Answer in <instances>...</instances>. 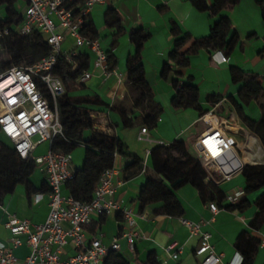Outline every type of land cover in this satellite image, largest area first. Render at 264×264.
Here are the masks:
<instances>
[{
    "label": "crops",
    "instance_id": "0c3cea01",
    "mask_svg": "<svg viewBox=\"0 0 264 264\" xmlns=\"http://www.w3.org/2000/svg\"><path fill=\"white\" fill-rule=\"evenodd\" d=\"M205 2L209 6L213 4V0ZM109 8L116 10L121 28L117 24L106 22L105 14ZM220 14L228 17L237 35L231 52L224 55L220 51L200 48L190 54L186 66L178 67L168 59V52L173 48L176 38L171 32V24L175 23L182 34L190 35V39L183 47L187 49L193 39L209 34V28L215 19L211 13L197 10L189 0H105L102 4L95 5L89 13L100 46L112 55L115 60L114 67L109 75H105L100 69H93L89 63L91 78L85 83L75 80L68 95L98 96L104 104L88 105L95 122L92 129L83 131V136H89L91 130H101L120 138L127 150L139 157L142 169L135 176L127 178L123 168L129 158L121 154L115 155L112 166L114 172L111 177L115 186L112 199L118 208L111 209L103 216L93 214L90 224L85 228V235L87 239L97 237L103 242L111 241L124 229L125 222L119 209L131 211L135 218L138 237L134 239L133 247H129L123 237L118 240L120 246L118 252L131 264H147L149 259H154L155 264H199L203 255H196L195 250L200 246L201 240L198 235L190 233L181 219L200 223V230L210 233L209 242L212 249L214 253L220 255V262L217 264L240 263L241 255L236 244L242 233L258 240L251 264H264V219L258 222L254 220L258 211L255 200L264 193V186L247 194L243 193L241 198L248 201L244 208H227V204L222 200L221 205L218 204L221 208L215 214L208 208L210 199L202 198L199 191L190 184L183 185L173 192L182 207L180 215L163 212L161 210L163 202L160 200L143 207L138 200V193L147 177L153 179L161 177L156 142L163 141L167 144L181 138L190 150L189 142L201 129L203 122L199 120L201 113L212 107H216L223 117L234 116L236 122L248 129L237 115L232 99L241 105L253 120L259 118V104L264 103V95L258 100L252 99L247 104L242 103L238 98V91L243 81L234 82L230 68L237 67L245 73L259 76L262 80L261 86L264 88V0H239L236 4L224 8ZM137 28L149 32V37L141 50V62L153 99L163 109L157 125L153 129H148L150 141L137 139L142 127L138 123L141 111L133 107L125 81L126 60L129 53L134 50L129 32ZM58 30L63 31L61 28ZM62 47L64 49L72 47V39L69 36H66ZM221 56H225L226 61H222ZM165 62L172 65V68L163 77L161 71ZM174 79H178L186 87H196L201 111L173 107L171 99L175 94L172 84ZM188 91L186 88L185 92ZM114 105L124 107L129 114L136 117L137 123L130 128H124L117 110L112 108ZM163 112L165 115H162ZM45 143H39L32 154L39 145ZM42 148L46 151V147ZM84 152V146L80 144L70 153L71 170L81 166ZM257 156L255 161L248 162H264V149L258 150ZM249 158L248 153H244L243 160ZM36 168L29 176L33 186L30 192L23 183H17L13 191L6 194L0 203V243L6 245L11 243V233L5 225L9 215L27 218L33 224L41 223L47 217L48 188L44 182V173L37 165ZM217 186L225 194L243 190L245 178L239 172ZM62 193L69 194L65 185ZM105 198L108 199L109 196ZM62 225L68 227L66 222ZM26 237V234L19 235L22 241ZM171 243H175L172 252L178 253L177 258L171 257L164 250ZM70 251L76 252L72 247H67L68 254ZM28 253L29 248L25 244L13 249V254L18 258H24Z\"/></svg>",
    "mask_w": 264,
    "mask_h": 264
},
{
    "label": "built area",
    "instance_id": "2783aa9c",
    "mask_svg": "<svg viewBox=\"0 0 264 264\" xmlns=\"http://www.w3.org/2000/svg\"><path fill=\"white\" fill-rule=\"evenodd\" d=\"M23 1L17 33L21 36L31 35L35 31L42 34L50 52L33 64L11 65L0 72V140L9 143L21 158L33 159L44 173L49 211L46 219L37 224L27 218L8 216L5 225L11 233V243H0V264H102L110 250L119 251V238L123 237L128 246L133 247L134 239L138 237L135 218L131 211L119 209L125 222L119 235L109 242H103L97 237L87 239L85 228L90 224L92 215H106L111 209L118 208L112 199L115 186L111 177L114 170L111 167L101 173L90 201L83 202L70 194L65 195L62 193L63 186L73 175L71 155L51 150L50 144L54 136L62 134L57 100L63 95L65 87L62 79L53 73L57 59L63 58L69 63V70L73 71L79 65L76 56L87 49L93 69H100L105 75L112 72L108 67L107 53L100 46L99 39L80 32L91 9L105 0ZM7 33V28L0 29V36ZM66 36L72 39V47L64 49L62 43ZM221 60L226 61V57L221 56ZM91 75L87 67L77 76L76 81L85 83ZM6 79L7 83H3ZM90 116L94 119L91 112ZM199 120L203 121L201 129L189 142V147L200 162L208 181L218 185L231 179L241 172L249 160L257 159L258 150L264 149L253 132L236 122L234 116L223 117L216 107L202 113ZM34 136L37 137L35 141ZM137 139L150 141L146 126L140 128ZM42 142L48 144L47 151L34 156L32 151ZM156 143L165 144L163 141ZM244 153H250L251 157L243 160ZM242 195L243 190L228 192L223 202L228 205L237 204ZM208 208L215 214L221 207L216 201L210 200ZM181 221L191 234L198 235L201 240L195 250L196 255H203L199 264L219 263L220 255L214 253L209 242L210 233L201 231L200 223L187 219ZM64 222L68 227H63ZM21 234L27 235L24 241L19 238ZM22 244L28 246L29 253L24 258H18L13 254V249ZM174 246L175 243H171L164 250L171 257L177 258L178 253L172 252ZM67 247H72L76 252L68 254Z\"/></svg>",
    "mask_w": 264,
    "mask_h": 264
},
{
    "label": "trees",
    "instance_id": "16d2710c",
    "mask_svg": "<svg viewBox=\"0 0 264 264\" xmlns=\"http://www.w3.org/2000/svg\"><path fill=\"white\" fill-rule=\"evenodd\" d=\"M23 0H0V29L7 28L8 33L0 36L2 51L0 54L10 56L8 62L0 63V72L8 66L19 64H33L50 52V47L46 43L42 34L33 32L28 36H21L17 33L16 27L20 19L21 11L17 4ZM199 11H207L215 16L209 28L207 36L193 39L190 47L183 49L185 42L190 39L187 33L182 34L179 27L171 24V32L176 37L173 48L168 52V59L178 67L186 66L191 53L200 48L208 51H220L228 55L237 35L232 29L228 17L221 15V11L229 5L236 4L239 0H213L212 5H207L205 0H189ZM116 20L114 21L113 19ZM105 20L109 24H117L120 27V19L113 8H109L105 14ZM80 32L90 38H96V31L89 16L85 17ZM149 37V32L141 28L131 29L129 39L134 46V50L129 53L126 60L125 81L130 92L131 102L134 108L141 111L138 123L153 129L157 125L162 107L153 99V93L145 80L143 64L141 62V50L144 42ZM107 53V63L109 69L114 67L115 60ZM79 62L78 67L70 71L69 63L63 58H58L53 69V73L58 75L65 86V93L57 100L59 121L62 127V134L53 137L50 148L59 153H71L78 145L84 146V159L80 167L73 170L72 177L65 183V187L70 195L75 199L88 202L93 197L95 186L101 173L113 166L116 154H121L129 158L124 165V172L127 178L138 174L141 167V160L135 154L129 152L125 143L118 137L101 130H91L89 136L84 137L85 129H92L94 119L90 116L89 104H104L98 96L68 95L71 86L75 84L77 76L88 67L90 53L84 50L76 56ZM172 65L165 62L162 67L161 76L165 77ZM230 73L234 82L243 81L238 91L239 100L247 104L252 99H260L264 95V88L261 86V78L252 73H245L237 67H231ZM175 94L171 99V104L176 109L194 108L201 111L197 100L196 87H186L178 79L172 81ZM188 88L189 91L185 92ZM236 113L248 127L255 133L264 147V103L259 104L260 115L257 120H253L244 108L234 99ZM117 110L121 124L124 128H130L137 123L136 117L129 114L122 106H112ZM207 111V110H205ZM203 111L202 113H204ZM201 113V114H202ZM157 153L160 159L159 179L147 177L138 193L140 206L143 207L154 201H162V211L169 215H180L182 207L174 195V191L179 187L190 184L194 186L202 198H209L221 205L225 193L212 181H207L205 172L195 157L187 147L185 141L176 138L170 143L157 146ZM251 157L250 153H248ZM36 164L33 159L21 158L6 141L0 140V203L4 196L13 191L17 183H23L28 192L33 188L29 181V176L34 172ZM245 178L243 193L247 194L264 186V163H247L241 170ZM45 182V180H44ZM46 184V182H45ZM47 186V185H46ZM248 204L245 198H241L237 204L226 205L227 208L242 209ZM258 211L255 221L264 219V193H261L255 200ZM103 216V215H99ZM258 240L242 233L237 241L236 247L241 255L240 264H251L253 254L257 248ZM102 264H131L127 258L118 252L110 250L103 258ZM147 264H155L154 259H149Z\"/></svg>",
    "mask_w": 264,
    "mask_h": 264
},
{
    "label": "rangeland",
    "instance_id": "374dc122",
    "mask_svg": "<svg viewBox=\"0 0 264 264\" xmlns=\"http://www.w3.org/2000/svg\"><path fill=\"white\" fill-rule=\"evenodd\" d=\"M17 6H18V9H19L20 11H22V8H23V6H24V1H23V2H22V1L19 2V3L17 4ZM0 13H1V12H0ZM9 60H10V56H9V55H6V54H0V63H1L2 61H4V62H8ZM162 115H165V113L163 112ZM36 139H37V137L34 136V137H33V141H35ZM42 146H43V147H46V151H47V149H48V144H47V143L42 144V145H39V147H37L36 150H35L34 153H33L34 156H38V155H41V154H43V153L46 152L45 149L42 148ZM190 151H191L192 154H194V153L192 152L191 149H190ZM36 170H38V168H36ZM72 253H73L72 251L69 252V254H72Z\"/></svg>",
    "mask_w": 264,
    "mask_h": 264
},
{
    "label": "bare ground",
    "instance_id": "6f19581e",
    "mask_svg": "<svg viewBox=\"0 0 264 264\" xmlns=\"http://www.w3.org/2000/svg\"><path fill=\"white\" fill-rule=\"evenodd\" d=\"M7 81H8V80L6 79V80L3 81V83H7Z\"/></svg>",
    "mask_w": 264,
    "mask_h": 264
}]
</instances>
